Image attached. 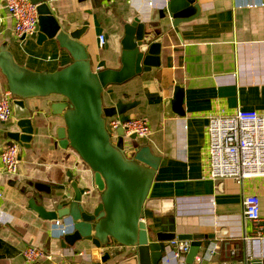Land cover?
<instances>
[{
	"label": "crops",
	"instance_id": "crops-1",
	"mask_svg": "<svg viewBox=\"0 0 264 264\" xmlns=\"http://www.w3.org/2000/svg\"><path fill=\"white\" fill-rule=\"evenodd\" d=\"M53 13L66 30L87 23L80 41L85 44L94 69L119 67V39L125 20L136 14L143 22L163 28L165 0H49ZM198 14L176 27H164L159 55L160 66L133 76L121 84L104 88L103 101L112 105L127 97L138 104L121 115L145 119L151 134L141 145L161 156L145 200L141 219L153 230L212 234L198 253L214 248L201 264H264V178L209 179L207 165V117L231 114L237 108L264 114V0H198ZM104 36L99 46V36ZM5 44L14 60L33 71L52 72L72 61L70 53L55 40L37 43V35L17 38L5 1L0 0V45ZM183 88V116L173 112L175 86ZM8 90L0 72V97ZM49 97L25 100L33 128L30 146L22 147L16 174H6L0 164V264H26L23 250L40 247L52 255L36 264H93L82 260L83 245L61 248V232L55 220H46L29 201L47 210L65 202L62 196L77 181L84 193V205L99 202L93 172L70 147L58 144L59 115H52ZM15 130L14 113L0 122V148ZM21 145L20 142H17ZM246 194L259 197L260 219L253 223L242 213ZM215 246V247H214ZM117 256L105 264H133L129 248L114 244ZM166 243L164 260H170ZM76 251V253L74 252ZM259 262V263H258ZM102 264V263H98ZM187 264V263H185Z\"/></svg>",
	"mask_w": 264,
	"mask_h": 264
},
{
	"label": "water",
	"instance_id": "water-1",
	"mask_svg": "<svg viewBox=\"0 0 264 264\" xmlns=\"http://www.w3.org/2000/svg\"><path fill=\"white\" fill-rule=\"evenodd\" d=\"M37 4V43L55 40L71 55L72 61L52 72L30 70L18 64L5 44L0 45V72L12 95L15 130L6 136L18 144L17 158L22 147L30 146L33 133L31 113L25 100L33 97L56 96L47 106L52 115H59L63 125L57 127L58 144L73 149L93 172L99 202L90 207L84 205V193L72 180L70 193L62 196L65 202L47 210L43 205L29 201L30 207L46 220L62 219L66 230L61 232V248L83 245L82 260L87 263H109L117 256L114 244L129 248L132 256L126 262L133 264H160L165 245L172 240H189L186 263L192 264L203 242L212 234L177 233L172 229L153 230L141 219L145 200L153 178L165 160L154 154L149 147L141 145L131 134V154L125 153L123 128L115 130L116 138L110 137L111 128L106 120L124 115L138 102L127 97L112 105L103 101L104 88L121 84L133 76L160 66L162 27L143 22L136 14L125 20L123 35L119 39V67L94 69L85 44L80 41L87 23L73 30H66L55 16L49 0H31ZM199 11L198 0H165L160 11L161 18H168L169 27L194 18ZM24 38V36L22 37ZM183 88L175 86L172 96L173 112L183 116L181 107ZM76 253V251L74 250ZM259 263V262H258Z\"/></svg>",
	"mask_w": 264,
	"mask_h": 264
},
{
	"label": "built area",
	"instance_id": "built-area-1",
	"mask_svg": "<svg viewBox=\"0 0 264 264\" xmlns=\"http://www.w3.org/2000/svg\"><path fill=\"white\" fill-rule=\"evenodd\" d=\"M8 14L13 20L14 34L17 38L36 33L38 20L37 4L31 0H4ZM99 46L104 44V36H99ZM13 116L12 95L7 90L0 97V122H6ZM207 165L206 176L212 180L232 178L238 183L244 179L264 178V114L256 110L237 108L231 114H211L207 117ZM111 128V139L116 138L115 130L123 128L125 153L131 154L129 136L135 134L137 141L151 134L149 123L140 117L116 115L106 120ZM18 143L11 140L0 148V164L6 174H16L19 160ZM242 213L246 220L257 222L260 219L259 197L246 194L242 198ZM60 232L66 230L62 219L55 220ZM257 236L264 238V229ZM167 264H185L186 253L190 247L189 240H172L169 243ZM215 247V246H214ZM214 248L197 255L192 264H201L209 259ZM26 264H36L40 259L51 260L52 255L40 247L27 246L23 250ZM164 260V256L162 261Z\"/></svg>",
	"mask_w": 264,
	"mask_h": 264
}]
</instances>
